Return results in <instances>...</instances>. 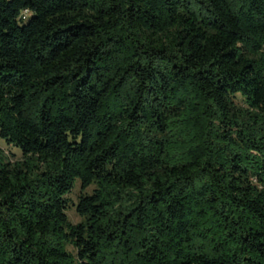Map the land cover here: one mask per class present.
I'll use <instances>...</instances> for the list:
<instances>
[{
    "label": "trees",
    "instance_id": "trees-1",
    "mask_svg": "<svg viewBox=\"0 0 264 264\" xmlns=\"http://www.w3.org/2000/svg\"><path fill=\"white\" fill-rule=\"evenodd\" d=\"M0 139V264H264V0H0Z\"/></svg>",
    "mask_w": 264,
    "mask_h": 264
},
{
    "label": "rangeland",
    "instance_id": "rangeland-1",
    "mask_svg": "<svg viewBox=\"0 0 264 264\" xmlns=\"http://www.w3.org/2000/svg\"><path fill=\"white\" fill-rule=\"evenodd\" d=\"M0 150H2L9 157L10 160H18L20 158L18 153L16 152V149L14 150L12 147L7 146L5 142L1 139H0ZM73 191L74 192L68 197L69 200L71 201V207L67 212V216L71 223L78 224L80 222V219L78 218L75 212V205L77 204L78 197L81 195L78 182L75 184ZM86 192L89 193L90 190Z\"/></svg>",
    "mask_w": 264,
    "mask_h": 264
}]
</instances>
